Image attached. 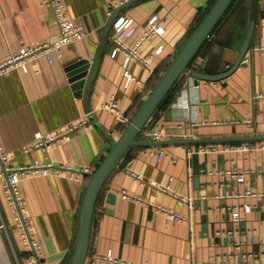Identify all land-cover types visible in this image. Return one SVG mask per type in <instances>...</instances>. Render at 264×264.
<instances>
[{"label":"crops","instance_id":"obj_1","mask_svg":"<svg viewBox=\"0 0 264 264\" xmlns=\"http://www.w3.org/2000/svg\"><path fill=\"white\" fill-rule=\"evenodd\" d=\"M64 1L69 19L82 25L87 35L63 46L62 57L52 63L41 55L27 72L15 67L0 74V143L12 152V162L50 159L54 163L89 167V172L80 174L39 175L19 182L35 238L48 264H70L89 177L123 128L121 125L119 133L112 131L114 113L102 107L122 81L123 54L111 57L106 46L108 42L110 47L111 29L87 102L74 92L75 84H82L84 77L72 80L67 69L73 62L93 58L108 17L122 0ZM210 1L140 0L122 11L137 22L134 37L142 33L152 13L159 14L166 28L162 37L152 36L140 49L148 56L159 42L164 43L162 52L149 58L154 81L163 75ZM259 2L258 26L247 60H242L229 76L213 81L199 79L195 83L186 70L167 107L158 110L153 121L168 127V139L186 138L181 134L187 132L192 138H220L219 141L165 144L168 155L160 160L147 152L149 146L131 148L107 177L96 199L86 264L107 250L137 264H264V174L257 172L264 164V150L224 148L232 143L264 140L226 139L264 135V96H257L264 94V53L251 50L260 38L264 39V0ZM234 12L235 8L220 19L211 39L200 47L188 68L208 61L218 66L207 69L214 73L236 59L233 51L224 50L221 58L218 53H210L214 39H224L232 30L229 21ZM58 35L53 12L45 0H0V62L23 45L53 41ZM131 69L146 86L149 78L145 68L133 62ZM148 91L145 89L143 98ZM137 94L133 86L118 91L123 111H136ZM79 118L86 119V123L69 139L57 142L48 151L29 148L36 132L52 131ZM199 145L214 148L195 151ZM228 168L250 171L244 182H238L221 177ZM131 171L141 174L143 180H136ZM158 186H168L169 190H155ZM246 190L257 194L239 195ZM179 196L187 199L180 202ZM247 203L251 210L245 217L232 220L229 207ZM159 205L188 218L168 219ZM0 222L5 224L0 229V264L28 261L30 252L13 222L1 182Z\"/></svg>","mask_w":264,"mask_h":264},{"label":"built area","instance_id":"obj_2","mask_svg":"<svg viewBox=\"0 0 264 264\" xmlns=\"http://www.w3.org/2000/svg\"><path fill=\"white\" fill-rule=\"evenodd\" d=\"M125 0H122L124 2ZM45 4L49 6L53 12L54 22L59 29L58 37L53 41H36L34 43L23 45L18 50H15L6 58L0 62V74L5 73L11 68H19L20 70L27 72L32 68L35 59L38 56H44L50 63L56 59H60L63 55V46L69 44L74 40H79L87 35L86 29L79 24L74 23L69 19L66 13V5L64 0H45ZM110 37V56L114 57L119 53L123 54V60L121 62V77L122 81L119 84L117 91L112 93L108 100L103 103L102 107L107 110H111L114 113V120L111 126L112 131L119 132L121 125H127L132 117L130 114L123 111L118 102V91L126 90L130 87H134L137 93H144L145 82L142 78L137 76L131 69V64L137 62L139 65L145 68L147 77H151L154 74V70L149 63V58L153 55H159L163 48L164 43L159 42L153 53L145 56L141 53V47L143 43L156 35L162 37L165 34L166 28L162 24L158 13H152L146 19L144 29L142 33L136 37L134 34L137 30V22L135 18L129 14L120 12L112 21ZM207 39H211V33L208 34ZM251 50L264 53V39L260 38L259 42L254 45ZM247 60L245 56L243 61ZM196 64H192L194 68ZM191 68H188V71ZM36 71L35 69H33ZM258 97L264 96V94H258ZM86 123V119L79 118L78 120L70 121L63 126L45 133L36 132L34 135V141L29 145V148L38 147L45 151H48L54 144L70 138L71 134L79 127ZM147 125V124H146ZM178 127H182L178 124ZM168 127L155 123L153 126H145L141 132V138L153 140L155 142L168 139L171 137V133L167 130ZM262 133H264V122ZM185 137H192L187 132L181 134ZM214 148V146L199 145L195 148V151H203ZM224 148L235 151H249V150H264V140L259 142L242 141L240 143H232L224 146ZM147 152L155 154L157 159H161L167 156L166 148L163 145H152L147 147ZM13 154L7 150L2 143H0V182L2 184L3 192L6 200L9 204L11 215L14 224L21 232V239L24 246L30 252V257L26 262H18L17 264H48L44 254L41 250V245L35 238L34 228L31 224L30 218L27 213V208L19 191V182L28 178H32L39 175H58L66 176L68 174L75 175L81 172H89L88 166H74L67 163H54L48 159L45 162H39L37 160L30 163L14 164L12 162ZM250 171L249 169L228 168L221 172L222 178H233L238 182H244L245 174ZM258 173L264 174V164L261 168L257 169ZM134 178L138 181L143 180V176L139 173L131 171ZM153 185L154 182L150 181ZM155 190L168 191V186H158ZM257 194L252 190H246L241 196H252ZM177 195V194H176ZM124 196L126 193L124 192ZM178 196V195H177ZM187 199L185 196H179V201ZM158 209L161 210L168 219L179 221L186 220L188 216L178 213L166 206L159 205ZM231 219L238 221L245 217V214L251 210V204L244 205L234 204L229 207ZM5 228V224L0 222V229ZM86 264V263H85ZM88 264H137L129 260L122 259L116 256L111 250H107L105 253L97 255L95 258L90 259Z\"/></svg>","mask_w":264,"mask_h":264},{"label":"water","instance_id":"obj_3","mask_svg":"<svg viewBox=\"0 0 264 264\" xmlns=\"http://www.w3.org/2000/svg\"><path fill=\"white\" fill-rule=\"evenodd\" d=\"M138 1L140 0H125L117 5L111 11L107 19L93 58L90 61L82 59L78 62H73L67 67L69 70V76L72 80H74L76 76L78 78L84 77L82 84H75L74 92L78 97L83 96L85 102L88 100L89 91L97 70L99 58L105 45L113 19L118 13ZM237 1L238 0H215L203 19L188 39L183 43L168 68L156 83L155 87L146 96L144 102L135 112L131 121L125 126L118 138L111 141L108 153L105 155L98 167L91 173L83 193L79 211L78 230L70 264H85L89 249L90 233L96 199L107 177L117 166L118 162L121 160L129 147L152 146L156 144L165 145L173 143L194 144L219 141L218 139L220 138L200 139L190 137L181 139H164L155 142L150 139L141 138L140 132L146 126L171 86L185 70H188V65L191 59L198 49L204 44L206 36L213 31L220 19L234 8L235 12L233 14V18L229 21L232 25V30L228 33L226 38L221 39L218 37L214 39L210 53H218L221 58V55L224 54V50H227L226 53H228V51H233L237 53L236 59L226 69L214 73L207 72V69L211 68V66L217 69L218 66L211 65L208 61H202L197 68H191L189 73L194 78L195 83H197L199 79L213 81L229 76L240 65L252 44L253 37L258 26L260 2L259 0H244L237 3ZM106 46L110 53L111 47H109L108 42ZM76 72L78 74H76ZM102 137L107 144L106 135L102 133ZM226 139L228 142L264 139V135L231 137Z\"/></svg>","mask_w":264,"mask_h":264},{"label":"trees","instance_id":"obj_4","mask_svg":"<svg viewBox=\"0 0 264 264\" xmlns=\"http://www.w3.org/2000/svg\"><path fill=\"white\" fill-rule=\"evenodd\" d=\"M215 2V0H211L210 1V3H209V5H208V7H207V9H206V11L204 12V14L202 15V16H200L199 18H198V20H197V23L199 24L200 23V21L203 19V17L205 16V14L207 13V11L209 10V8L213 5V3ZM197 24V25H198ZM197 27V26H196ZM195 27V28H196ZM194 31V30H193ZM212 32V31H211ZM192 33V32H191ZM191 35V34H190ZM189 35V36H190ZM188 38H186V40H187ZM206 39H207V37H206ZM205 39V42L207 41ZM185 40V41H186ZM204 42V43H205ZM200 49V48H199ZM198 49V50H199ZM198 52V51H197ZM197 52L195 53V55L197 54ZM195 55L193 56V58L191 59V61H190V63L194 60V58H195ZM176 56V55H175ZM174 56V57H175ZM174 59V58H173ZM172 59V60H173ZM172 62V61H171ZM170 62V63H171ZM170 63H169V65H170ZM189 63V64H190ZM168 65V66H169ZM168 68V67H167ZM155 74V73H154ZM154 77H155V75H152L151 77H149V79H147V83H146V86H145V89H150V91H148L147 93L149 94L150 92H151V90L155 87V85H156V83L158 82V80L161 78H159V79H157V80H153L154 79ZM180 81V78H178L177 80H176V82L171 86V88L168 90V92H167V94L165 95V97L163 98V100L161 101V103L158 105V107H157V109H156V111L153 113V116H152V118L151 119H149L150 121H148V123H147V127H150V126H152V124H153V122L152 121H154V118H156L155 116H156V113L158 112V110H164L166 107H167V105H168V103H169V101H170V99H171V96L173 95V93H174V91H175V89H176V87H177V83ZM145 92V91H144ZM143 93H138L137 94V101H139V103H138V106H137V108H136V111L139 109V107L141 106V104L144 102V100H145V98H143L142 95ZM135 111V112H136ZM135 112L134 113H129V112H126V113H128V114H130L131 115V117H133V115L135 114ZM125 128V125L123 126V128H122V130ZM134 147H140V146H131V147H129L127 150H126V152H125V154H127L128 152H129V150H131V148H134ZM125 154L123 155V156H125ZM91 176V175H90ZM90 178V177H89Z\"/></svg>","mask_w":264,"mask_h":264},{"label":"rangeland","instance_id":"obj_5","mask_svg":"<svg viewBox=\"0 0 264 264\" xmlns=\"http://www.w3.org/2000/svg\"><path fill=\"white\" fill-rule=\"evenodd\" d=\"M206 40H210V39H206ZM184 72H186V70H185ZM184 72H183V73H184ZM152 116H153V115H152ZM152 116H151V118H152ZM151 118H150V119H151ZM154 119H155V118H154ZM149 121H150V120H149ZM152 122H153V121H152ZM154 124H155V123H153L152 126H153ZM125 126H126V125H125ZM118 133H119V132H118ZM118 133H117V134H118ZM140 137H141V136H140ZM186 138H190V137H186Z\"/></svg>","mask_w":264,"mask_h":264}]
</instances>
